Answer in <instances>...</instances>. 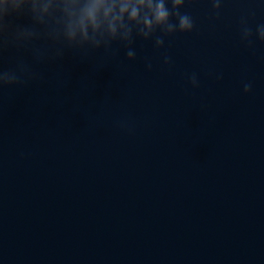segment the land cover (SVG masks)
<instances>
[{
  "label": "water",
  "instance_id": "95a60500",
  "mask_svg": "<svg viewBox=\"0 0 264 264\" xmlns=\"http://www.w3.org/2000/svg\"><path fill=\"white\" fill-rule=\"evenodd\" d=\"M85 2L4 17L0 72L32 76L0 87V261L264 264V6L193 0L155 48L69 40Z\"/></svg>",
  "mask_w": 264,
  "mask_h": 264
},
{
  "label": "clouds",
  "instance_id": "9594fccd",
  "mask_svg": "<svg viewBox=\"0 0 264 264\" xmlns=\"http://www.w3.org/2000/svg\"><path fill=\"white\" fill-rule=\"evenodd\" d=\"M34 6V0H32ZM214 12H218L222 0H208ZM260 6H264V0H258ZM29 3V0H0V31H5L4 24L6 15L18 13L20 6ZM193 0H86L80 7L75 23H69L67 38L73 40L77 31L82 40L88 39V32L93 34L103 30L108 36L117 37L132 43V31L135 29L136 36L143 40H152L155 48L164 45V38L179 33H189L193 30L194 23L192 17L187 12L180 9ZM10 9V11H9ZM47 10V5L44 6ZM131 26V27H129ZM157 33H159L157 35ZM251 34L246 22H242L241 39ZM257 39L264 42V23L256 25ZM60 55V53H56ZM35 59H40L43 55H33ZM126 57L134 59L135 52L131 47L126 49ZM168 57L164 56V63L167 64ZM151 67L150 63L147 65ZM26 75L18 77L13 70L0 72V87H13L21 85L25 79L31 78L32 73L24 63ZM193 87L197 86L195 74L188 77ZM250 84L243 85L244 93H248Z\"/></svg>",
  "mask_w": 264,
  "mask_h": 264
}]
</instances>
